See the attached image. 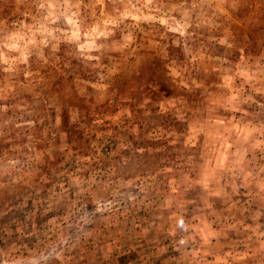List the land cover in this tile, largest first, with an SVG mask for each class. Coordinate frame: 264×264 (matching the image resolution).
Returning <instances> with one entry per match:
<instances>
[{
  "label": "rangeland",
  "instance_id": "1",
  "mask_svg": "<svg viewBox=\"0 0 264 264\" xmlns=\"http://www.w3.org/2000/svg\"><path fill=\"white\" fill-rule=\"evenodd\" d=\"M0 264H264V0H0Z\"/></svg>",
  "mask_w": 264,
  "mask_h": 264
},
{
  "label": "trees",
  "instance_id": "2",
  "mask_svg": "<svg viewBox=\"0 0 264 264\" xmlns=\"http://www.w3.org/2000/svg\"><path fill=\"white\" fill-rule=\"evenodd\" d=\"M192 252V251H191Z\"/></svg>",
  "mask_w": 264,
  "mask_h": 264
}]
</instances>
